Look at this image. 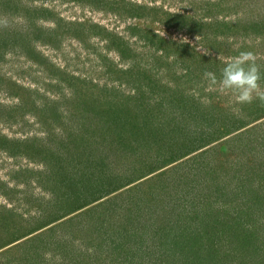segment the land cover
<instances>
[{"label": "rangeland", "instance_id": "374dc122", "mask_svg": "<svg viewBox=\"0 0 264 264\" xmlns=\"http://www.w3.org/2000/svg\"><path fill=\"white\" fill-rule=\"evenodd\" d=\"M242 51L264 0H0V264H264V102L204 76Z\"/></svg>", "mask_w": 264, "mask_h": 264}, {"label": "clouds", "instance_id": "9594fccd", "mask_svg": "<svg viewBox=\"0 0 264 264\" xmlns=\"http://www.w3.org/2000/svg\"><path fill=\"white\" fill-rule=\"evenodd\" d=\"M204 76L212 86H218L219 92L231 93L237 103H250L254 99L264 102V88L261 87L260 83L264 79V73L261 72L252 52L242 51L226 61L220 68L219 75L206 71ZM121 189L123 188L121 187ZM121 189L119 188L111 194L115 195ZM100 200L103 201L104 198Z\"/></svg>", "mask_w": 264, "mask_h": 264}, {"label": "trees", "instance_id": "16d2710c", "mask_svg": "<svg viewBox=\"0 0 264 264\" xmlns=\"http://www.w3.org/2000/svg\"><path fill=\"white\" fill-rule=\"evenodd\" d=\"M16 7H18L17 5H15ZM15 7V8H16ZM11 8V7H10ZM133 133V132H132ZM134 134V133H133ZM1 140H2V142L3 141H9V143L10 142H12V140H10L9 138H7V137H1ZM108 171L109 170H106V172L104 173V174H102L100 177H98L97 179H96V181L97 180H99V181H108V183H105V184H101V186H105L104 187V191H102V192H100L101 194H103L105 191H106V193L108 192V193H114L115 191H117L119 188H121L123 185H121V186H119V187H117V188H113L111 185H110V183H109V181L112 179V176L111 177H109L108 179H107V175H108ZM249 177L251 178V179H259V181H261L260 183H263V179H264V167L261 169V171H253L250 175H249ZM262 179V180H261ZM106 181V182H107ZM94 186H95V180H93V182L92 181H90ZM259 182L257 183V184H260ZM247 184V183H246ZM246 184H244V185H242V187L245 189V190H247V191H251V192H254V193H256V191L257 190H261V188H259L258 187V185H256L255 187H254V190L251 188V187H248V186H246ZM261 185V184H260ZM263 186V185H262ZM96 188V186L94 187V189ZM256 188V189H255ZM99 192V191H98ZM120 194V193H119ZM118 195V194H117ZM120 196V195H119ZM119 196H117V197H119ZM98 199H101V198H97V200ZM105 201H107V200H105ZM104 202V201H103ZM84 206V205H83ZM85 207V206H84ZM237 224V223H236ZM226 225H228L229 226V224H226ZM242 225H244V224H242ZM248 227V226H247ZM249 228V227H248ZM248 228H246V230L247 231H251L250 230V228H249V230H248ZM229 229H231V226L229 227ZM246 234H248V233H246ZM180 235H181V233H180ZM241 236V235H240ZM239 236V237H240ZM197 238H195L194 239V241H192L191 239H186L187 238V236H184V241L186 242H183V243H185L184 245H185V247H189V248H191L192 247V253H194L195 254V257L197 256V255H199L200 254V256H199V259H201V261L198 259V262H197V264H203V261H202V257H201V255H203V256H206V257H211L212 255L210 254V253H208V252H210V251H212V245H213V243H214V239H212V237H210V236H208V237H204V235H198V236H196ZM239 237H237V238H239ZM249 239H251V241L252 240H254V241H258V239L256 238V237H253V236H249V237H247V236H244V237H242V239L239 241L240 242V245L241 246H245L247 243H248V241H249ZM193 243V245H191ZM257 243V242H256ZM196 247H198V248H196ZM211 249V250H210ZM194 250V251H193ZM198 252V253H197ZM177 254V253H176ZM186 257V255H180L179 256V254H177V258H175V261L173 262V264H183V259Z\"/></svg>", "mask_w": 264, "mask_h": 264}, {"label": "crops", "instance_id": "0c3cea01", "mask_svg": "<svg viewBox=\"0 0 264 264\" xmlns=\"http://www.w3.org/2000/svg\"><path fill=\"white\" fill-rule=\"evenodd\" d=\"M153 172H155V171H152L151 173H153ZM132 182H133V183H138V182H139V179H135V180L132 181ZM198 218H199V217H198ZM198 218H197V220H199ZM197 220H196V221H197ZM189 230H191V229H189ZM198 235H200V234H198ZM198 235H196V236H198ZM196 236H195V238H197Z\"/></svg>", "mask_w": 264, "mask_h": 264}]
</instances>
